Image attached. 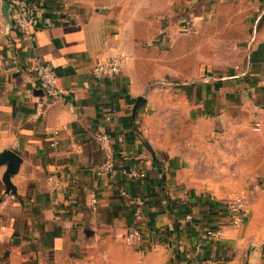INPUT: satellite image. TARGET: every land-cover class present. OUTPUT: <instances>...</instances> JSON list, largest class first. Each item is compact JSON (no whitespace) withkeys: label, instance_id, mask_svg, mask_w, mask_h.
<instances>
[{"label":"crops","instance_id":"crops-1","mask_svg":"<svg viewBox=\"0 0 264 264\" xmlns=\"http://www.w3.org/2000/svg\"><path fill=\"white\" fill-rule=\"evenodd\" d=\"M25 1L39 26L29 34L12 28L0 37V156L20 158L8 177L11 160L0 163L2 253L15 264H44L74 250L87 263L176 264L178 258L191 264L209 257L220 264H264L263 248L254 247L264 244V236L231 222L226 201L232 196L218 187L195 190L201 184L190 180L182 162L152 146L142 124L145 87L129 62L114 76H92L99 60L130 50L116 32L129 0ZM257 1L263 13L236 72L183 93L202 115L199 124L222 123L226 139L243 146L245 140L264 166V0ZM36 58L55 67L59 86L68 91L61 99L51 100L39 86L30 69ZM257 121L260 130L253 128ZM99 130L111 135L117 167L135 166L146 171L145 179L120 174L113 182L96 175L104 158ZM54 174L63 189L51 190ZM123 189L145 200L141 218ZM94 195L97 212L90 207ZM131 226L142 229L145 251L124 243ZM207 228H222L226 239L206 240Z\"/></svg>","mask_w":264,"mask_h":264},{"label":"rangeland","instance_id":"rangeland-1","mask_svg":"<svg viewBox=\"0 0 264 264\" xmlns=\"http://www.w3.org/2000/svg\"><path fill=\"white\" fill-rule=\"evenodd\" d=\"M262 13L257 0H129L116 32L130 48L127 68L145 87L142 124L152 146L182 162L190 180L201 184L195 190L218 187L244 196L249 217L242 228L264 236L262 156L245 140L243 146L226 139L222 123L199 124L202 115L183 93L236 72ZM254 247L264 250V244ZM0 264L15 263L0 250ZM44 264L120 263L112 258L87 263L74 250Z\"/></svg>","mask_w":264,"mask_h":264},{"label":"built area","instance_id":"built-area-1","mask_svg":"<svg viewBox=\"0 0 264 264\" xmlns=\"http://www.w3.org/2000/svg\"><path fill=\"white\" fill-rule=\"evenodd\" d=\"M9 2L11 4V18L12 28L23 33L29 34L33 28H36L40 24V18L35 13L31 12L27 2L25 0H0V37L5 36L9 30L6 23L3 20L2 4L3 2ZM131 57L128 53L119 52L112 54L104 59L99 60L92 69V76L95 79H101L107 76H114L121 73L125 64L130 61ZM31 71L35 74L39 86L45 91L46 95L51 100L61 99L68 93L65 88L59 86V77L55 67L40 58H36L30 65ZM246 73H243L245 75ZM260 122L255 123V130H260ZM58 135L59 131H55ZM95 138L100 145V149L104 153V158L101 163L95 169L96 175L101 177L105 176L113 182H117V177L121 174L123 178L129 180H140L147 177V173L144 170H140L135 166L119 169L115 160V152L112 146V138L109 133L103 130H99L95 134ZM58 140L53 142V146H57ZM48 181L51 185L52 191H57L64 188L63 182L54 174L50 175ZM122 196L126 197L130 206L133 209V214L137 218H141L143 215V208L145 200L140 196L131 195L128 190L123 189L121 191ZM211 200H216L215 195H210ZM90 207L92 212H97L99 208V200L96 195L90 199ZM227 211L231 217V222L234 226L242 227L245 220L249 217V209L247 199L242 195H236L226 201ZM188 220L193 219L192 214H188ZM204 237L206 240L214 243H220L226 239L225 231L222 228H207L204 231ZM124 243L133 248H139L145 251L143 246V232L140 227L131 226L127 229L124 235ZM156 249V248H153ZM202 246L199 244L196 247L197 251H200ZM176 264H180V260L176 258ZM191 264H220L217 259L203 258L201 260H195Z\"/></svg>","mask_w":264,"mask_h":264},{"label":"water","instance_id":"water-1","mask_svg":"<svg viewBox=\"0 0 264 264\" xmlns=\"http://www.w3.org/2000/svg\"><path fill=\"white\" fill-rule=\"evenodd\" d=\"M2 15H3V20L6 23L8 30H11L12 29V18H11V4L9 2H6V1L3 2ZM6 160H11V163L6 173V177H8L9 174L12 173L18 166L20 158L13 152H6L2 156H0V163ZM6 182H8V180H6Z\"/></svg>","mask_w":264,"mask_h":264}]
</instances>
